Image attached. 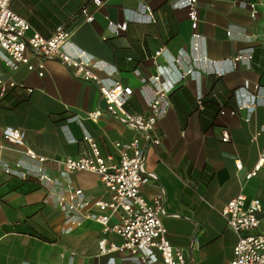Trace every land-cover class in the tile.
Wrapping results in <instances>:
<instances>
[{
	"label": "crops",
	"instance_id": "0c3cea01",
	"mask_svg": "<svg viewBox=\"0 0 264 264\" xmlns=\"http://www.w3.org/2000/svg\"><path fill=\"white\" fill-rule=\"evenodd\" d=\"M178 1L14 0L12 7L43 36L60 24L70 27L66 51L92 56L104 85L119 81L132 87L127 107L133 112L149 111L154 96L149 77L158 50H164L159 63L174 58L191 72L171 93L168 113L156 126L162 143L147 149L145 172L157 180L144 184L142 192L148 200L164 193L168 238L184 249L189 264H228L237 236L223 207L240 193L264 201V164L257 176L246 179L264 141L256 136L264 126V90L250 120L248 109H238L239 99H248L255 85L264 88V43L251 36L264 32V0H198L197 28ZM252 2L258 3L256 18ZM122 24L126 29L118 28ZM1 56L0 78L23 87L0 97V264H142L128 250H108L122 243L119 234L90 220L74 225L79 215L63 208L71 190H82L91 201L109 200L100 176L69 172L52 161L86 154L85 136L109 154L112 140L129 141L139 132L106 113L97 121L86 119L88 112L105 107L100 91L61 62L44 59L40 76L38 69L28 70L4 52ZM176 66L165 69L179 74ZM245 81L249 88L237 96ZM6 126L25 131L26 146L47 158L42 173L50 179H41L38 162L6 141ZM10 168L27 178L12 176ZM257 231L264 232V225Z\"/></svg>",
	"mask_w": 264,
	"mask_h": 264
},
{
	"label": "built area",
	"instance_id": "2783aa9c",
	"mask_svg": "<svg viewBox=\"0 0 264 264\" xmlns=\"http://www.w3.org/2000/svg\"><path fill=\"white\" fill-rule=\"evenodd\" d=\"M13 1L0 0V61L1 52H4L15 62L25 64L28 70L38 69L40 76L44 75V59L61 62L74 77L93 83L100 91L105 107L88 112L86 119L97 121L106 113L119 118L139 132L137 137L129 141L112 140L110 143L114 151L109 154H103L92 136H85L84 141L88 146L86 154L52 160L58 168L69 172L89 171L98 174L111 193L109 200L91 201L82 190H71L68 203L63 200L62 205L64 209L79 215L72 223L79 226L90 220L101 224L105 232L119 234L122 243L113 245L108 250H128L138 256L142 264H189L184 249L174 246L168 238V230L163 222L166 215L164 193L159 192L148 200L142 192V187L157 180L155 174L145 172L147 149L162 143L156 126L168 113L171 93L191 72H184L174 58L166 60V65L159 63L158 60L163 56L164 50H158L153 57L156 70L149 77V84L154 90V96L149 102V111L146 114L133 112L127 107V102L134 93L132 87L119 81L111 87L104 85L93 66L92 56L85 52L73 55L66 51L65 47L72 37L70 27L60 24L50 36H43L14 11ZM95 1L100 4V0ZM197 3L198 0L178 1V6L188 11L193 28H197ZM257 4L252 2L254 18L258 15ZM90 18L91 16H87V20ZM152 20L153 17L150 16L148 21ZM118 28L126 29V25H118ZM28 32L31 34L28 35ZM251 36L254 39H261L264 43V32L262 35L254 33ZM30 56L39 57L38 63H32ZM173 64L177 65L176 70L180 72L179 74L174 70L166 71L165 67L171 68ZM173 74H176L175 78ZM16 87H23V84H18L13 79L0 78V97H4L9 90ZM248 88L249 82L245 81L244 86L236 90V95L239 96L241 91ZM263 90L262 86L255 85L254 92L248 99H239L238 109L246 108L249 111L247 120H250L251 114L260 104L259 97L262 96ZM197 99L202 107L204 96L200 94ZM2 134L11 146L31 160H36L37 169L42 173V164L47 158L26 146V133L23 129L6 126ZM259 135L264 137V126L257 132L256 136ZM228 138L229 136L224 134L223 140ZM263 164L264 141L259 161L246 175V179L257 176ZM237 168H242L240 162H237ZM8 173L20 179L27 178V173L20 171L19 168H10ZM41 179L50 177L42 173ZM222 215L237 236L234 257L228 264H264V232L257 231L260 224L264 225V201L259 197L240 193L225 204ZM114 216H118V220L112 222Z\"/></svg>",
	"mask_w": 264,
	"mask_h": 264
}]
</instances>
